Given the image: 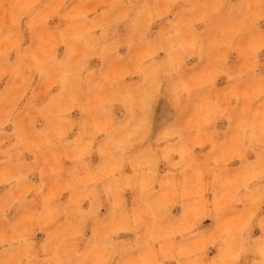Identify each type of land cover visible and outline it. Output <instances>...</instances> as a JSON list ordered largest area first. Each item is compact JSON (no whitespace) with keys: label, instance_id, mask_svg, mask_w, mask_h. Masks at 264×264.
I'll use <instances>...</instances> for the list:
<instances>
[{"label":"clouds","instance_id":"clouds-1","mask_svg":"<svg viewBox=\"0 0 264 264\" xmlns=\"http://www.w3.org/2000/svg\"><path fill=\"white\" fill-rule=\"evenodd\" d=\"M262 57L264 0H0V264H264Z\"/></svg>","mask_w":264,"mask_h":264},{"label":"rangeland","instance_id":"rangeland-1","mask_svg":"<svg viewBox=\"0 0 264 264\" xmlns=\"http://www.w3.org/2000/svg\"><path fill=\"white\" fill-rule=\"evenodd\" d=\"M123 51V50H122ZM262 59H264V57H262ZM97 64V62H93V66H95ZM0 86H2V85H0ZM41 98H43V97H41ZM75 115H78V114H74V116ZM218 127H220L221 129L224 127V123L223 122H221L219 125H218ZM93 162L95 163L96 162V158L94 157L93 158ZM0 191H3V189H0ZM130 198H131V194H128V199H129V201H130ZM103 211H106V209L105 210H102V212ZM173 212H174V214H179V209L177 208V209H174L173 210ZM208 224H210V221H206L205 222V226H207ZM259 234V231L258 230H256L255 232H254V235H258ZM38 239H40V238H42L41 236H38L37 237ZM122 238H126V237H123L122 236ZM210 255H214V250L210 253Z\"/></svg>","mask_w":264,"mask_h":264}]
</instances>
